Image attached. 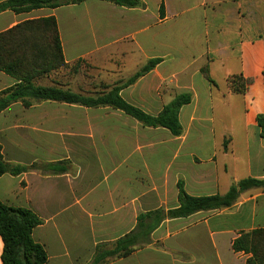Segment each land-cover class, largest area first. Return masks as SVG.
<instances>
[{"label":"crops","instance_id":"0c3cea01","mask_svg":"<svg viewBox=\"0 0 264 264\" xmlns=\"http://www.w3.org/2000/svg\"><path fill=\"white\" fill-rule=\"evenodd\" d=\"M140 1L138 7L85 0L0 13V33L27 20L55 17L65 63L111 70L114 81L161 59L120 91L146 114L159 115L180 94L192 96L179 112L181 136L144 128L125 116L121 126L89 125L108 129L110 150L90 149L85 157L64 141V133L76 128L74 105L46 101L25 108L15 102L0 113L4 160L38 165L21 175H2L0 201L41 218L32 236L45 248L46 264H90L97 246L128 235L140 214L178 208L179 181L187 194L202 197L224 195L243 179L264 180L257 121L264 116V0ZM235 76L245 81L243 93L231 89ZM17 83L0 71V92ZM66 158L78 173L52 167ZM262 228L264 190L253 189L231 208L165 219L150 244L107 264H246L249 255L235 253L233 241L242 231ZM3 251L0 236V264Z\"/></svg>","mask_w":264,"mask_h":264},{"label":"trees","instance_id":"16d2710c","mask_svg":"<svg viewBox=\"0 0 264 264\" xmlns=\"http://www.w3.org/2000/svg\"><path fill=\"white\" fill-rule=\"evenodd\" d=\"M83 1L85 0H8L0 4V13L13 11L18 14L41 8L55 9ZM103 1L125 7L142 6L140 0ZM163 7L162 5V15ZM160 62L161 59L150 60L125 84L110 90L105 88L107 91L97 98L75 94L57 84L53 86L38 85L39 79L68 65L64 61L56 18L50 16L27 20L0 33V71L18 80V83L13 87L0 92V113L15 102H21L25 108L46 101L87 108L105 106L124 112L145 127L164 128L174 136H181L183 129L179 120V112L184 105L191 103L190 93L176 96L157 116L146 114L126 102L120 95L122 88L136 82ZM203 73L208 78L206 67L203 69ZM229 83L233 92H244L245 81L242 77H232ZM257 121L264 139V116H258ZM37 166L36 164L23 166L7 163L0 145V177L4 174L21 175L36 169ZM61 172L63 171L61 170ZM177 188L178 208L168 211L160 209L139 215L137 228L114 243L98 245L90 264H107L110 258L129 256L141 248L137 244L138 239L140 237L149 239L155 228L165 219L185 218L201 211L231 208L245 192L253 189L264 190V180L243 179L233 184L229 192L224 195L194 197L187 194L182 181L178 182ZM41 224V218L33 211L26 208L10 207L0 201V236L4 243L3 264L47 263L48 254L45 248L36 243L32 236L33 230ZM150 243L151 241L147 240L144 245ZM232 248L235 253L249 255L246 264H264V228L242 231L233 241Z\"/></svg>","mask_w":264,"mask_h":264},{"label":"rangeland","instance_id":"374dc122","mask_svg":"<svg viewBox=\"0 0 264 264\" xmlns=\"http://www.w3.org/2000/svg\"><path fill=\"white\" fill-rule=\"evenodd\" d=\"M112 73L113 72L111 70L101 71L100 69H96L86 63H78L76 65H73V67L67 66L65 68H61L53 72L51 75L39 79L37 81V84L42 85V86H53L54 82L56 83L60 82L62 84L61 87L65 90L69 89L71 92L84 96V97L97 98L99 95H102V93L107 91L105 90V88H108L110 90L114 87L122 86L131 78V77L130 78L128 77V78L120 79L118 81H114V77L112 76ZM61 104H66V103H61ZM68 105H71V104H68ZM73 107L75 108V110L71 115L72 116L71 121L72 122L76 121L77 123L75 122L76 123L75 126H72V125L66 126L67 128L71 126L76 127L71 132L69 131V132L64 133L65 134L64 141L66 143V147L69 150L78 149L79 151H81V154L84 157L86 154L89 155L88 151H90V149L93 151L97 149L100 150L101 152L105 151V153L107 154V152L110 150L108 139H107L108 135L110 134L107 131L108 129L105 132H102V130L101 131L90 130L89 125L90 124H104V125L106 124V126L103 125L104 128H107L110 125L121 126L123 125L122 123L125 122V116H128V115L112 107L100 106V107L87 108V107H83L79 105H74ZM136 121L139 122L138 120ZM78 123L81 124V128L79 129H77L79 125ZM143 127L149 128L145 126ZM153 129H156V128H153ZM121 133L122 132L119 131L117 134L121 135ZM67 153L68 152L66 151L64 155ZM71 156L73 157V155ZM54 165H56L58 169H60V171L62 170L64 173H71V174L78 173L77 166L73 164L72 160L70 159L66 158L62 162L58 164H54ZM54 165L52 167H54ZM142 214H145V213H142ZM136 228L137 226L135 227V229ZM147 240L151 241V238L141 239L140 237L137 243L138 246L142 247L146 243ZM115 259L117 258L116 257L110 258L108 262L113 261Z\"/></svg>","mask_w":264,"mask_h":264}]
</instances>
